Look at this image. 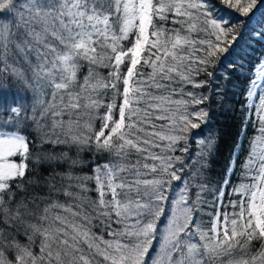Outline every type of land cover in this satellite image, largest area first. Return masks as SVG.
Listing matches in <instances>:
<instances>
[{
  "label": "snow or ice",
  "instance_id": "obj_1",
  "mask_svg": "<svg viewBox=\"0 0 264 264\" xmlns=\"http://www.w3.org/2000/svg\"><path fill=\"white\" fill-rule=\"evenodd\" d=\"M262 11L0 0V264H264Z\"/></svg>",
  "mask_w": 264,
  "mask_h": 264
},
{
  "label": "trees",
  "instance_id": "obj_2",
  "mask_svg": "<svg viewBox=\"0 0 264 264\" xmlns=\"http://www.w3.org/2000/svg\"><path fill=\"white\" fill-rule=\"evenodd\" d=\"M258 16L264 17V11H262L261 13H258ZM217 126L224 129V134L225 135L228 134V132H227L228 126L227 125H217Z\"/></svg>",
  "mask_w": 264,
  "mask_h": 264
}]
</instances>
